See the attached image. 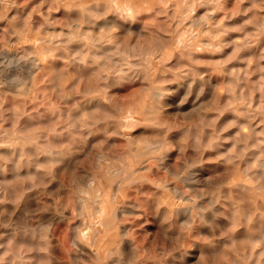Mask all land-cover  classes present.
<instances>
[{"label":"rangeland","instance_id":"1","mask_svg":"<svg viewBox=\"0 0 264 264\" xmlns=\"http://www.w3.org/2000/svg\"><path fill=\"white\" fill-rule=\"evenodd\" d=\"M2 2L0 264H264V0Z\"/></svg>","mask_w":264,"mask_h":264},{"label":"bare ground","instance_id":"2","mask_svg":"<svg viewBox=\"0 0 264 264\" xmlns=\"http://www.w3.org/2000/svg\"><path fill=\"white\" fill-rule=\"evenodd\" d=\"M33 1V3H34V0H32ZM45 1H48L51 5H52V11L53 10H55L56 9V5H57V8L60 6V5H63V7H64V13H66V14H70V13H72L73 14V12L74 11H81L82 13H84V12H87V11H89L91 8H92V6H91V4L90 3H88V1L89 0H56V3H54V1L55 0H45ZM110 1H112V0H110ZM206 1V0H205ZM2 3H4L6 6H8L10 3H16V0H3V2ZM96 3H97V5H96V7L98 8V9H100L102 6H103V0H96ZM145 4H147V3H145ZM196 4V3H195ZM118 5V4H117ZM148 5V4H147ZM17 6V5H16ZM25 6V5H24ZM121 5H118V7H120ZM149 6V5H148ZM164 6V5H163ZM188 6H189V4L188 3H186V8H187V10H188ZM37 7V6H36ZM10 8V7H9ZM16 7L14 6V9H15ZM38 8V10H40V8L41 7H37ZM49 8V7H48ZM185 8V9H186ZM213 8H214V11H212V12H210V13H208V14H205L204 16H202L201 18H195V19H191V20H189V22L191 23V25L193 26V28L195 29V31L198 33V34H201L202 36H207V34H208V31L207 30H209V31H211L213 28H214V20H215V18L217 17V15H216V11H217V9H218V6L216 5V4H213ZM118 9V8H117ZM194 9V8H193ZM34 10V9H33ZM32 10V11H33ZM48 10V9H47ZM60 10V9H59ZM8 11H9V9H8ZM61 11V10H60ZM62 11H63V9H62ZM61 11V12H62ZM117 11V10H116ZM120 11V10H119ZM119 11H117V12H119ZM15 12V11H14ZM59 12V11H58ZM77 12H75V13H77ZM49 14L51 13V11H49L48 12ZM55 13V12H54ZM187 13H188V15H190V12H188L187 11ZM4 14V13H3ZM11 14V13H10ZM112 14V13H111ZM120 14V13H119ZM164 14V13H163ZM58 15V14H57ZM56 14H55V16H57ZM109 15V14H108ZM112 15H114V14H112ZM111 15V16H112ZM121 15V14H120ZM120 15H119V17H120ZM147 15V14H146ZM5 16V18L6 19H8L9 17H10V15L8 14V12H7V14L6 15H4ZM3 15H2V17H4ZM52 16V15H51ZM105 17V16H104ZM127 17V16H126ZM4 18V19H5ZM32 18H34V15H33V17ZM48 18V17H47ZM139 18V17H138ZM162 18H164V17H162ZM235 18V17H234ZM52 19V18H51ZM122 19V18H121ZM129 19V18H128ZM127 19V20H128ZM114 20H115V17H114ZM179 20V19H178ZM31 21H32V19H31ZM107 21H108V19L107 18H102V19H99V20H95V24L97 25V27L99 28V29H101V28H103L104 26H105V24L107 23ZM116 21V20H115ZM114 21V22H115ZM118 21H120L119 19H118ZM6 22V21H5ZM30 22V21H29ZM29 22L27 23V24H29ZM109 22V21H108ZM113 22V23H114ZM124 22V21H123ZM4 23V22H3ZM112 23V24H113ZM115 23H117V25H118V22L116 21ZM114 23V24H115ZM73 24V23H72ZM111 24V25H112ZM120 24V23H119ZM135 24V23H134ZM204 24H206L207 25V28L206 29H204L203 27H202V25H204ZM1 25V24H0ZM45 25H47V24H45ZM108 26H111V25H109V24H107ZM106 25V26H107ZM121 25V24H120ZM123 25V24H122ZM247 25V24H246ZM113 26V25H112ZM2 27V26H1ZM60 27V26H59ZM122 27V26H121ZM138 27H140L139 25H138ZM35 28H37V27H35ZM47 28V27H46ZM123 28V27H122ZM125 28H127V27H125ZM130 28H131V26H130ZM57 29V28H56ZM124 29V28H123ZM190 29H192V28H190ZM189 29V30H190ZM246 29H247V27H246ZM249 29V28H248ZM58 30V29H57ZM127 30V29H126ZM126 30H123V32L125 31L126 32ZM142 30V29H141ZM180 30H182V29H180ZM27 31V30H26ZM129 31H130V29H129ZM139 31V30H138ZM184 31V30H183ZM182 31V32H183ZM122 32V33H123ZM174 32V31H173ZM181 32V31H180ZM7 33V32H6ZM11 33V32H10ZM88 32H86L85 31V33H83L84 34V43H86V44H90L91 43V37L87 34ZM135 33V32H134ZM184 33V32H183ZM187 32H186V30H185V34H186ZM141 34V33H140ZM143 34V33H142ZM184 34V35H185ZM8 35H10V34H8ZM136 35H137V31H136ZM146 35V34H145ZM175 35V34H174ZM178 36H176V39H174L175 41V44L177 45V46H181L183 43H184V40L186 39L185 37H184V35H180V33L179 34H177ZM168 36V35H167ZM230 36H232V35H230ZM241 36V35H240ZM14 37V36H13ZM138 37V36H137ZM208 37V36H207ZM10 38V37H9ZM125 38H127V37H125ZM133 38V37H132ZM172 38V37H171ZM175 38V37H174ZM98 40H99V44L98 45H101V41H102V38H98ZM136 40V39H135ZM134 40V41H135ZM170 40H172V39H170ZM247 40V39H246ZM45 41V40H44ZM133 41V40H132ZM142 41V40H141ZM173 41V40H172ZM198 42V44H201V42L204 44L205 43V46H212V45H214V43H215V41H213V40H210V41H207V42H204L203 41V38L202 39H198L197 40ZM5 42H7V41H5ZM9 42V41H8ZM42 42V41H41ZM55 42V41H54ZM73 42V41H72ZM129 42H130V40H129ZM11 43V42H10ZM127 43V42H126ZM42 44V43H41ZM113 45V44H112ZM136 45V44H135ZM164 45V44H163ZM174 45V44H173ZM39 46V45H38ZM169 46V45H168ZM175 46V45H174ZM192 46V45H191ZM45 47V46H44ZM78 47V46H77ZM126 47V46H125ZM176 47V46H175ZM111 48V47H110ZM113 48V47H112ZM176 48H178V47H176ZM4 49V48H3ZM7 49V48H6ZM109 49V48H108ZM138 50H139V48H137ZM153 49V48H152ZM106 50V49H105ZM127 50V49H126ZM135 50V49H134ZM133 50V51H134ZM107 51V50H106ZM140 51V50H139ZM190 51V50H189ZM192 52V51H191ZM108 53V52H107ZM131 53V52H130ZM168 53V52H167ZM4 54V53H3ZM11 54V53H10ZM109 54V53H108ZM158 54V53H157ZM15 55V54H14ZM57 55V54H56ZM112 55V54H111ZM191 55V54H190ZM16 56V55H15ZM130 56V55H129ZM158 56V55H157ZM143 57V56H142ZM12 58H14L15 59V57H12ZM71 58V57H70ZM114 58V57H113ZM116 58V57H115ZM131 58V57H130ZM156 58V57H155ZM17 59V58H16ZM19 59H21V58H19ZM118 59V58H117ZM127 59V58H126ZM133 59V58H132ZM34 60H36V57H35V59ZM105 60V59H104ZM113 60H115V59H113ZM137 60V59H136ZM138 60H140V59H138ZM137 60V61H138ZM172 60V59H171ZM174 60V59H173ZM172 60V61H173ZM13 61V60H12ZM20 61V60H19ZM19 61H18V63H19ZM39 61V60H38ZM121 61V60H120ZM132 61V60H131ZM156 61V60H155ZM155 61H153V62H155ZM181 61V60H180ZM34 62L35 61H33L32 62V60H31V63H29L30 65H32V64H34ZM133 62V61H132ZM139 62H141V61H139ZM8 63V62H7ZM21 63H23V62H20V64ZM123 63V62H122ZM145 63V62H144ZM165 63V62H164ZM175 63V62H174ZM177 63V62H176ZM36 65H37V63H35ZM105 64V63H104ZM134 64V63H133ZM139 64V63H138ZM148 64V63H147ZM146 64V65H147ZM111 65V64H110ZM162 65H163V63H162ZM161 65V66H162ZM33 66V65H32ZM35 66V65H34ZM33 66V67H34ZM39 66H41V65H39ZM130 66V65H129ZM128 66V67H129ZM163 66H165V65H163ZM162 66V67H163ZM171 66V65H170ZM173 66V65H172ZM28 67H29V65H28ZM152 67H154V66H152ZM152 67H150V68H152ZM149 68V69H150ZM123 69H125V68H123ZM164 69V68H163ZM33 70V69H32ZM35 70V69H34ZM131 70V69H130ZM130 70H128V72L130 71ZM147 70H148V68H147ZM161 70H162V68H161ZM166 70V69H165ZM185 70H187V69H185ZM13 71V70H12ZM16 71V70H15ZM14 71V72H15ZM112 71V70H111ZM158 71V70H157ZM178 71V70H177ZM176 71V72H177ZM29 71H27V73H28ZM110 72V71H109ZM108 72V73H109ZM124 72H125V70H124ZM132 72V71H131ZM143 72V71H142ZM8 73V72H7ZM18 73V72H17ZM122 73V72H121ZM11 74V73H10ZM110 74V73H109ZM129 74V73H128ZM145 74V73H144ZM158 74V73H157ZM8 75V74H7ZM13 75H14V73H13ZM12 75V76H13ZM179 75V74H178ZM10 76V75H9ZM29 76V75H28ZM161 76V75H160ZM166 76V75H165ZM174 76V75H173ZM157 77H159V75L157 76ZM170 77V76H169ZM129 78V77H128ZM148 78H149V76H148ZM160 78V77H159ZM9 80H11L10 78H8ZM161 79V78H160ZM197 79V78H196ZM144 80V79H143ZM209 80V79H208ZM192 80H190L189 81V85H190V82H191ZM202 81V80H201ZM9 82V81H8ZM8 82H7V84H8ZM130 82V81H129ZM200 82V81H199ZM215 82V81H214ZM213 82V83H214ZM15 83V82H14ZM13 83V84H14ZM150 83V82H149ZM216 83V82H215ZM12 84V88L15 86V85H13ZM147 84V83H146ZM181 84H183V83H181ZM202 84V83H201ZM200 84V85H201ZM176 85H178V84H176ZM205 85V84H204ZM210 85V84H209ZM214 85V84H213ZM8 86H9V84H8ZM70 86V85H69ZM139 86H140V84H139ZM148 86V85H147ZM258 86V85H257ZM85 87V86H84ZM89 87V86H88ZM138 87V86H137ZM143 86H141V89H144V87L142 88ZM149 87V86H148ZM172 87V86H171ZM184 87H186V86H184ZM213 87V86H212ZM139 88V87H138ZM150 88V87H149ZM152 88V87H151ZM178 88H179V86H178ZM177 88V89H178ZM189 88L190 87H188V85H187V89L189 90ZM205 88V87H204ZM214 88V87H213ZM148 89V88H147ZM171 89H173V88H171ZM208 89H211V86H210V88H207V90ZM9 90V89H8ZM194 90V89H193ZM197 90L199 91V89L197 88ZM201 90H202V88H201ZM212 90V89H211ZM210 90V91H211ZM15 91V90H14ZM141 91V90H140ZM66 92V91H65ZM64 92V93H65ZM138 92V91H137ZM143 93H145V92H143ZM201 93H203V92H201ZM206 93V92H205ZM156 94H160V91H157L156 92ZM176 94V93H175ZM63 96V95H62ZM97 96V95H96ZM148 96V95H147ZM210 96H211V94H210ZM66 97H67V95H66ZM196 97V96H195ZM213 97V96H212ZM104 98V97H103ZM146 98V97H145ZM177 98V97H176ZM105 99V98H104ZM169 99V98H168ZM187 99V98H186ZM64 100H65V98H64ZM148 100V99H147ZM92 101V100H91ZM96 101V100H95ZM106 101V100H105ZM151 101V100H150ZM166 101V100H165ZM170 101V100H169ZM210 101H212V99H210ZM93 102V101H92ZM103 102V101H102ZM131 102V101H130ZM192 102H194V101H192ZM203 103H204V101H203ZM208 103V102H207ZM81 104V103H80ZM83 104V103H82ZM86 104V103H85ZM99 104V103H98ZM126 104V103H125ZM154 104V103H153ZM200 104V103H199ZM213 104V103H212ZM211 104V105H212ZM92 105V104H91ZM101 105V104H100ZM130 105V104H129ZM147 105V104H146ZM155 105V104H154ZM197 105V104H196ZM202 105V104H201ZM103 106V105H102ZM135 106V105H134ZM166 106V105H165ZM198 106V105H197ZM106 107H108V103H107V106ZM105 107V108H106ZM146 107V106H145ZM150 107V106H149ZM156 107H157V104H156ZM220 107V106H219ZM90 108V107H89ZM127 108V107H126ZM150 108H152V107H150ZM190 108V107H189ZM197 108V107H196ZM107 109H109L110 110V108L108 107ZM146 109V108H145ZM148 109V108H147ZM146 109V110H147ZM163 109V108H162ZM195 109V108H194ZM88 110V109H87ZM130 110V109H129ZM132 110V109H131ZM142 110V109H141ZM149 110H151V109H149ZM153 110H155V109H153ZM152 110V111H153ZM227 110V109H226ZM113 111H115L114 109H113ZM144 112H145V110H143ZM156 111V110H155ZM248 111V110H247ZM36 112V111H35ZM144 112H143V114H144ZM140 113V112H139ZM72 114V113H71ZM123 114V113H122ZM135 114V113H134ZM141 114H142V112H141ZM247 114H248V112H247ZM222 115H224V114H222ZM249 115V114H248ZM121 116V115H120ZM141 116V115H140ZM152 116V115H151ZM121 118V117H120ZM132 118V117H131ZM147 118V117H146ZM110 119V118H109ZM132 119H134L135 120V118H134V116H133V118ZM151 119V118H150ZM150 119H149V121H150ZM152 119H153V117H152ZM127 120V119H126ZM145 120V119H144ZM109 121V120H108ZM113 121V120H112ZM255 121V120H254ZM105 122V121H104ZM138 124V123H137ZM141 124H143V123H141ZM153 124V123H152ZM219 124V123H218ZM117 125H118V123H117ZM149 125H150V122H149ZM258 125V124H257ZM253 126V125H252ZM108 127V126H107ZM118 127V126H117ZM119 128V127H118ZM129 128V127H128ZM260 128V127H259ZM87 129V128H86ZM120 129V128H119ZM123 129V128H122ZM256 129V128H255ZM85 131V130H84ZM218 131V130H217ZM3 132V131H2ZM118 132V131H117ZM90 133V132H89ZM86 134V133H85ZM224 134V133H223ZM18 135V134H17ZM124 135H126V134H124ZM138 135V134H137ZM15 136H16V134H15ZM148 136V135H147ZM220 136V135H219ZM258 136V135H257ZM10 137V136H9ZM16 137H18L19 138V136H16ZM22 137V136H21ZM149 137H150V135H149ZM176 137V136H175ZM12 138V137H11ZM24 138V137H23ZM88 138V137H87ZM89 138H90V135H89ZM89 138H88V140H89ZM86 139V138H85ZM173 139V138H172ZM175 139V138H174ZM178 139V138H177ZM81 140V139H80ZM87 140V139H86ZM147 140H149V139H147ZM151 141V140H150ZM152 141H155V140H152ZM78 142V141H77ZM82 142V141H81ZM157 142V145H159L158 144V140L156 141ZM218 142H219V140H218ZM181 143V142H180ZM147 144V143H146ZM152 144V143H151ZM220 145V144H219ZM1 146V145H0ZM3 146V145H2ZM144 146H146V145H144ZM143 146V147H144ZM178 146V145H177ZM261 146V145H260ZM259 146V147H260ZM264 146V145H263ZM141 147V146H140ZM142 147V150H144V148ZM152 148H153V146H151ZM155 148H158V146L156 147V144H155ZM85 149H86V145H85ZM147 149H149V148H147ZM213 149H215V147L213 148ZM263 149V148H262ZM153 150V149H152ZM148 151H150V150H148ZM161 151V150H160ZM159 151V152H160ZM179 151H181L180 149H179ZM4 152H5V150H4ZM141 152V151H140ZM139 152V155L140 154H142V153H140ZM156 152H158V150L156 151ZM217 152H218V150H217ZM25 153V152H24ZM161 153H163V152H161ZM249 153V152H248ZM262 153V152H261ZM99 154V153H98ZM165 155H167L166 153H164ZM164 154H163V156H164ZM8 155V154H7ZM14 155H15V153H14ZM151 155V154H150ZM16 156H17V154H16ZM100 156H102V155H100ZM149 156V155H148ZM170 156V155H169ZM10 157H11V155H10ZM144 157V156H143ZM155 157V156H154ZM171 157V156H170ZM246 157H247V155H246ZM12 158V157H11ZM135 158H136V155H135ZM158 158H160V157H158ZM157 158V159H158ZM163 158V157H162ZM172 158V157H171ZM120 159V158H119ZM155 159V158H154ZM145 160V159H144ZM158 160H161V159H158ZM167 161H168V159H167ZM171 161H172V159H171ZM190 162V161H189ZM261 162H263V161H261ZM126 163V162H125ZM167 163H169V162H167ZM191 163V162H190ZM127 164V163H126ZM170 164V163H169ZM169 164H167V165H169ZM174 164V163H173ZM180 164V163H179ZM242 164H244V163H242ZM141 165V164H140ZM148 165V164H147ZM156 165V164H155ZM163 165V164H162ZM166 164H165V167L168 169V166H167ZM175 165V164H174ZM177 165V164H176ZM264 165V164H263ZM178 166V165H177ZM193 166H195V165H193ZM117 167V166H116ZM119 167V166H118ZM141 167H142V165H141ZM144 167H145V165H144ZM174 167V166H173ZM181 167H183V166H181ZM195 167H197V166H195ZM202 167V166H201ZM135 168V167H134ZM140 168V167H139ZM155 168V167H154ZM175 168V167H174ZM173 168V169H174ZM191 168V167H190ZM242 168V167H241ZM18 169V168H17ZM140 169H142V168H140ZM178 169V168H177ZM264 169V168H263ZM5 170V169H4ZM3 170V171H4ZM136 170V169H135ZM137 170H139V169H137ZM155 170V169H154ZM179 170V169H178ZM183 169H180V172L179 173H182L181 171H182ZM191 170V169H190ZM193 170V169H192ZM195 170V169H194ZM199 170H201V169H199ZM205 170V169H204ZM2 171V172H3ZM118 172H119V169L117 170ZM123 171V170H122ZM145 171V170H144ZM177 171V170H176ZM257 171H258V169H257ZM261 171V170H260ZM118 172H116V173H118ZM124 172V171H123ZM141 172V171H140ZM147 172H148V170H147ZM166 172V171H165ZM188 172H190V171H188ZM196 172V171H195ZM120 173H122V172H120ZM132 173V172H131ZM191 173H192V171H191ZM201 173V172H200ZM3 174H4V172H3ZM123 174V173H122ZM129 174V173H128ZM174 174H176L175 172H174ZM173 174V175H174ZM194 174V173H193ZM192 174V175H193ZM195 174H197V173H195ZM202 174V173H201ZM211 174V173H210ZM5 175V174H4ZM126 175H127V173H126ZM149 175V174H148ZM188 175V174H187ZM1 176H2V174H1ZM152 176V175H151ZM183 177L181 178L182 180H184L183 178H185V176H186V173H185V176L184 175H182ZM193 176H195V175H193ZM5 177H6V175H5ZM121 177V176H120ZM129 177V176H128ZM131 177V176H130ZM191 177V176H190ZM189 177V178H190ZM197 177V176H196ZM254 177V176H253ZM123 178V177H122ZM121 178V179H122ZM126 178V177H125ZM188 178V177H187ZM187 178H185V180L187 179ZM192 178V177H191ZM194 178V177H193ZM202 178V177H201ZM255 178V177H254ZM1 179H2V177H1ZM6 179V181H7V177L5 178ZM4 179V180H5ZM121 179H120V181H121ZM135 179V178H134ZM159 179H162V178H159ZM179 179V178H178ZM203 179V178H202ZM3 180V179H2ZM3 180V181H4ZM119 180V179H118ZM124 180V178L122 179V181ZM148 180V179H147ZM191 180H193V179H191ZM3 181H2V183H3ZM92 181H94V180H92ZM92 181H90V182H92ZM121 181V182H122ZM133 181V180H132ZM131 181V182H132ZM186 181H189V183H190V180H186ZM99 182V181H98ZM118 182V181H117ZM131 182H129V183H131ZM194 182V181H193ZM258 182V181H257ZM238 184H240V183H242V182H237ZM259 183V182H258ZM257 183V184H258ZM5 184V183H4ZM96 184V183H95ZM163 184V183H162ZM197 184V183H196ZM91 185V184H90ZM163 185H165V184H163ZM166 185H168V183L166 184ZM187 185V184H186ZM189 185V184H188ZM194 186H195V184H193ZM243 185H245V184H243ZM247 185V184H246ZM245 185V186H246ZM190 186V185H189ZM193 186V187H194ZM254 186V185H253ZM101 187V186H100ZM237 187V186H236ZM239 187V186H238ZM250 187V186H249ZM176 188V187H175ZM240 188V187H239ZM251 188V187H250ZM174 189V188H173ZM179 189V188H178ZM79 190V189H78ZM100 190V189H99ZM255 190H256V187H255ZM86 191V190H85ZM176 191V190H175ZM174 191V192H175ZM179 191V190H178ZM11 192H12V190H11ZM79 192V191H78ZM81 192V191H80ZM114 193H115V191H114ZM101 194V193H100ZM177 194H179V193H177ZM82 195V194H81ZM89 195V194H88ZM102 195V194H101ZM179 195H182V192L179 194ZM81 197V196H80ZM83 197H84V195H83ZM112 198H114V196L112 197ZM177 198V197H176ZM82 199V198H81ZM85 199V198H84ZM181 199H183L182 197L180 198V200ZM78 200H79V198H78ZM99 200H101V199H98V201ZM79 201H81V200H79ZM78 201V202H79ZM108 201V200H107ZM115 201V200H114ZM128 201V200H127ZM83 202V201H82ZM103 202H105V201H103ZM87 203V202H86ZM90 203V202H89ZM89 203H87V206H88V204ZM106 203V202H105ZM116 203H117V201H116ZM169 203V202H168ZM81 204V203H80ZM83 204V203H82ZM84 204H85V202H84ZM107 204V203H106ZM260 204V203H259ZM105 205V204H104ZM130 205H131V203H130ZM170 205V204H169ZM262 205V204H261ZM121 206V205H120ZM179 206V205H178ZM177 206V207H178ZM86 207V206H85ZM118 207V206H117ZM132 207V206H131ZM189 207H191V206H189ZM260 207V206H259ZM81 208H83V206L81 207ZM122 208V207H121ZM134 208V207H133ZM136 208V207H135ZM187 208V207H186ZM200 208V207H199ZM94 209V208H93ZM92 209V210H93ZM127 209V208H126ZM174 209V208H173ZM179 209V208H178ZM87 210V209H86ZM128 210V209H127ZM176 210V209H175ZM184 209H181V210H179V211H183ZM96 211V210H95ZM104 211H105V209L104 208H102V210H101V214L102 213H104ZM113 211V210H112ZM114 211H115V209H114ZM138 211V210H137ZM136 211V212H137ZM140 211V210H139ZM86 212V211H85ZM88 212V211H87ZM126 212V211H125ZM128 212H129V210H128ZM174 212V211H173ZM186 212V211H185ZM184 212V213H185ZM190 212V211H189ZM83 213V212H82ZM98 213V212H97ZM115 213H116V211H115ZM175 213H177V214H179V212L177 211V212H175ZM80 214H81V211H80ZM118 214V213H117ZM182 214V213H181ZM95 215H96V213H95ZM121 215V214H120ZM144 215V214H143ZM185 215H187V214H185ZM191 215H192V213H191ZM200 215H201V212H200ZM204 215V214H203ZM189 216H190V214H189ZM97 217V216H96ZM99 217V216H98ZM209 217V216H208ZM2 218V217H1ZM100 218V217H99ZM98 218V219H99ZM188 219V218H187ZM190 219H192V218H190ZM2 220V219H1ZM101 220V219H100ZM106 220V222H107V219H105ZM108 220H110V218L108 219ZM38 221V220H37ZM184 221V220H183ZM182 221V222H183ZM237 221V220H236ZM45 222V221H44ZM105 222V221H104ZM109 222H107L106 223V225L108 224ZM118 223V222H117ZM93 224V223H92ZM95 224V223H94ZM93 224V225H94ZM8 225V224H7ZM7 225H1V226H7ZM82 225V224H81ZM99 225V224H98ZM109 225H110V223H109ZM192 225V224H191ZM105 226V225H104ZM114 226V225H113ZM96 227H97V225H96ZM111 227V226H110ZM157 227V226H156ZM191 227V226H190ZM99 228V227H98ZM100 228H102V227H100ZM105 228H106V226H105ZM120 228V227H119ZM122 228V227H121ZM7 229V228H6ZM104 229V228H103ZM111 229V228H110ZM119 230V229H118ZM119 231H121V230H119ZM123 231V230H122ZM78 232V231H77ZM122 233V232H121ZM95 234V233H94ZM96 234H97V231H96ZM95 234V235H96ZM125 234V233H124ZM78 236L79 237H86L87 235H86V233H81V232H79L78 233ZM96 237H97V235H96ZM126 237V236H125ZM264 237V236H263ZM93 238V237H92ZM95 238V237H94ZM93 238V239H94ZM127 238V237H126ZM78 239V238H77ZM119 240V239H118ZM213 240H214V238H213ZM218 240V239H217ZM95 241V240H94ZM129 241V240H128ZM128 241H127V243H128ZM261 241H263V240H261ZM211 241H209V243H210ZM215 242V241H214ZM217 242V241H216ZM77 243H78V241H77ZM94 243H96V242H93V244ZM263 243V242H262ZM80 244V243H79ZM78 244V245H79ZM92 244V243H91ZM91 244L89 245V246H91ZM101 244V243H100ZM129 244V243H128ZM264 245V244H263ZM81 247H83L82 245H80ZM126 246V245H125ZM196 247V246H195ZM213 247V246H212ZM38 248V247H37ZM36 248V249H37ZM120 248V247H119ZM132 248V247H131ZM198 248V247H197ZM204 248V247H203ZM78 249V248H77ZM81 249V248H80ZM82 249H84V247L82 248ZM122 250L121 251H123V247L121 248ZM205 249V248H204ZM262 249V248H261ZM57 250V249H56ZM55 250V251H56ZM79 250V249H78ZM86 251L88 250V249H85ZM95 250V249H94ZM93 249L91 250L92 252L94 251ZM58 251V250H57ZM79 251H81V250H79ZM90 251V252H91ZM110 252H111V250H109ZM133 251V250H132ZM197 251H198V249H197ZM207 251V250H206ZM256 251V250H255ZM89 252V251H88ZM103 252V251H102ZM188 252V251H187ZM71 253V252H70ZM108 253V252H107ZM106 253V254H107ZM122 253V252H121ZM131 253V252H130ZM127 254V255H129V258H130V255L131 254ZM133 253H134V251H133ZM132 253V255H135V254H133ZM189 253V252H188ZM194 253V252H193ZM205 253V252H204ZM257 253V252H256ZM85 254V253H84ZM84 254L83 253H81V255L82 256H84ZM109 254H111V255H114V254H112V252L111 253H109ZM137 254V253H136ZM72 255V254H71ZM94 256L96 255V253L95 254H93ZM131 255V256H132ZM240 255V254H239ZM74 256H75V254H74ZM81 256V257H82ZM86 256V255H85ZM107 256V255H106ZM116 256V258H118L117 257V255H115ZM200 256V255H199ZM197 257H198V255H197ZM256 257V256H255ZM254 257V258H255ZM75 258V257H74ZM87 258V257H86ZM107 258V257H106ZM110 257H108V259H109ZM128 258V257H127ZM134 258V257H133ZM132 258V259H133ZM146 258V257H145ZM148 258V257H147ZM253 258V259H254ZM96 259H99L100 260V258H96ZM120 259V258H119ZM122 259V258H121ZM126 259V258H125ZM142 259H144V258H142ZM229 259V258H228ZM227 259V260H228ZM241 259V258H240ZM252 259V258H251ZM252 259V260H253ZM118 260V259H117ZM127 260L128 259H126V262H127ZM129 260H131V258L129 259ZM145 260V259H144ZM246 260V259H245ZM251 260V261H252ZM78 261V260H77ZM76 261V262H77ZM118 262V261H117ZM120 262V261H119ZM121 262H124V260L123 261H121ZM241 262V261H240ZM244 262V261H243ZM253 262V261H252ZM127 264V263H126ZM246 264V263H245Z\"/></svg>","mask_w":264,"mask_h":264}]
</instances>
